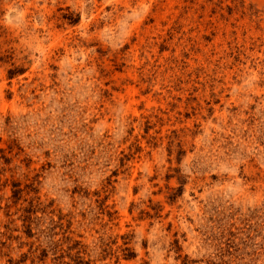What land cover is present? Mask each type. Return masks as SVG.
<instances>
[{"label":"rangeland","instance_id":"obj_1","mask_svg":"<svg viewBox=\"0 0 264 264\" xmlns=\"http://www.w3.org/2000/svg\"><path fill=\"white\" fill-rule=\"evenodd\" d=\"M0 264H264V0H0Z\"/></svg>","mask_w":264,"mask_h":264},{"label":"trees","instance_id":"obj_2","mask_svg":"<svg viewBox=\"0 0 264 264\" xmlns=\"http://www.w3.org/2000/svg\"><path fill=\"white\" fill-rule=\"evenodd\" d=\"M132 257H134V256H132Z\"/></svg>","mask_w":264,"mask_h":264}]
</instances>
